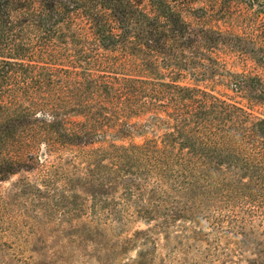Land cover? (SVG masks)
Listing matches in <instances>:
<instances>
[{"label": "trees", "instance_id": "trees-1", "mask_svg": "<svg viewBox=\"0 0 264 264\" xmlns=\"http://www.w3.org/2000/svg\"><path fill=\"white\" fill-rule=\"evenodd\" d=\"M175 1L0 0V180L51 167L95 224L236 206L226 232L264 226V80L215 74L221 34L204 46ZM216 75L245 104L198 84Z\"/></svg>", "mask_w": 264, "mask_h": 264}, {"label": "rangeland", "instance_id": "rangeland-1", "mask_svg": "<svg viewBox=\"0 0 264 264\" xmlns=\"http://www.w3.org/2000/svg\"><path fill=\"white\" fill-rule=\"evenodd\" d=\"M173 5L191 28L204 31V46L221 34L217 45L199 55L215 74L264 80V0H176ZM179 80L193 82L188 73ZM223 83L220 75L198 82L245 104L244 93ZM134 135V141L141 139ZM50 170L33 167L0 180V264H264V247L257 244L263 225L225 231L231 220L227 210L240 216L236 206L224 207L223 216L214 219L219 227L211 218L216 212L206 207L193 211L197 215L184 209L168 229L157 219L133 216L121 225L95 224L76 205L79 199L68 198L78 189L75 183L63 185L66 179ZM197 227L202 232L190 231Z\"/></svg>", "mask_w": 264, "mask_h": 264}]
</instances>
